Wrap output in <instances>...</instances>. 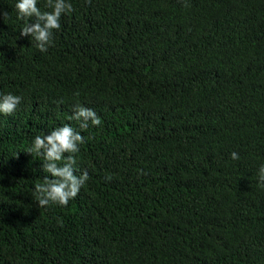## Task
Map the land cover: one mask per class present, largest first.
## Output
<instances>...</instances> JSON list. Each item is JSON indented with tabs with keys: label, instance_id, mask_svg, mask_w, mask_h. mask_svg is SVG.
Masks as SVG:
<instances>
[{
	"label": "trees",
	"instance_id": "obj_1",
	"mask_svg": "<svg viewBox=\"0 0 264 264\" xmlns=\"http://www.w3.org/2000/svg\"><path fill=\"white\" fill-rule=\"evenodd\" d=\"M16 2L0 0V94L22 97L0 114V264H264V0H70L45 53ZM77 105L101 124L81 130ZM65 124L90 179L40 209L27 149Z\"/></svg>",
	"mask_w": 264,
	"mask_h": 264
},
{
	"label": "clouds",
	"instance_id": "obj_2",
	"mask_svg": "<svg viewBox=\"0 0 264 264\" xmlns=\"http://www.w3.org/2000/svg\"><path fill=\"white\" fill-rule=\"evenodd\" d=\"M184 7H190L187 0H184ZM46 8L50 11H42L38 7V0H17L15 4L17 20L23 21L20 35L30 37L31 43L42 53L47 52L53 45L54 31L61 28V17L74 11L70 0H47ZM0 15H3L4 20L8 18L7 11L0 12ZM21 102V96L12 93L0 94V114L12 115ZM69 119L77 121L81 130H87L90 124H101V118L93 109L80 105L74 108ZM84 143L85 137L81 132L68 124L56 127L49 134L34 137L27 152L43 157V171L46 173L43 181L36 183L33 189L32 197L40 209L52 205L67 207L90 179L86 170L77 175L75 168L80 145ZM231 159L239 160L240 157L234 151ZM258 178L260 187H264V165L259 169Z\"/></svg>",
	"mask_w": 264,
	"mask_h": 264
}]
</instances>
